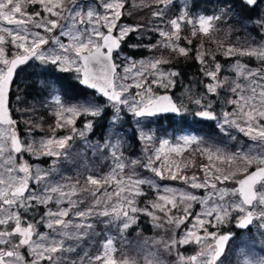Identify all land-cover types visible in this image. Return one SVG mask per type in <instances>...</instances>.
<instances>
[{
	"label": "snow or ice",
	"instance_id": "6c2138e0",
	"mask_svg": "<svg viewBox=\"0 0 264 264\" xmlns=\"http://www.w3.org/2000/svg\"><path fill=\"white\" fill-rule=\"evenodd\" d=\"M137 8L151 12L149 24L123 23ZM222 24L229 35L256 31L260 41L237 36L236 43L206 47ZM132 34L139 42L128 44ZM125 45L171 49L200 65V79L185 84L171 59L137 61ZM221 53L235 58L227 69ZM29 67L43 79L32 106L21 108L17 78ZM65 74L85 91L69 95ZM38 108L54 116L53 135L33 136L43 130ZM162 115L179 117L174 139L151 128ZM188 116L215 122L239 143L234 150L207 145L185 132ZM21 122L30 140L22 138ZM128 142L141 145L139 157L125 155ZM191 145L207 163L184 158ZM89 154L108 171L88 163ZM45 157L46 166L36 162ZM146 188L154 199L142 200ZM142 216L172 233L144 241V264L172 257V264H233L241 245L256 247L253 228L262 255L242 253L236 264H264V0H134L131 8L129 0H0V264H139L117 256V239L126 244ZM193 245L192 254L182 251Z\"/></svg>",
	"mask_w": 264,
	"mask_h": 264
},
{
	"label": "rangeland",
	"instance_id": "374dc122",
	"mask_svg": "<svg viewBox=\"0 0 264 264\" xmlns=\"http://www.w3.org/2000/svg\"><path fill=\"white\" fill-rule=\"evenodd\" d=\"M133 2H134V0H129V8H131ZM140 2H141V0H135V3H137V4ZM137 12L142 13L141 18H139L141 15H139V17L136 16ZM150 20H151V12L146 8H137L133 15L129 16L126 14L122 18V22L126 23V24L147 25V24H149ZM220 27H221L222 31H220L219 33L213 34L214 40H205V46L206 47H211V48L215 49L216 43L214 41H222L225 44L236 43L237 36H239V39L241 41H245L246 38H250V37H254L257 42L260 41V37L257 35L256 31H252L249 34V31L241 30L237 34V32L234 30L233 33L231 35H229L227 32V26L226 25L222 24ZM235 28H239V25H235L234 29ZM183 34H184V36L188 37L190 35V31L186 30ZM158 39H159V37H156L155 35H153L151 42L156 43V41ZM201 39H202V37L197 38L194 41V46L199 45L201 43ZM148 41H149V37L146 35L144 37L143 42L147 43ZM137 42H139L137 40V34H132L131 38L128 40L127 43L133 44V43H137ZM182 43L184 44L185 42L182 41ZM130 50H133V48H129V47H127V45L124 46V54L125 55H128L127 52ZM145 52L147 53V55L145 57H150V56H154V55L155 56L163 55V57H165V58H168L169 56H171V57L178 56L177 53H174L171 49H163V48H161L155 52H149L147 49H145ZM144 58H132V59L138 61V60H142ZM217 59L224 66V68L227 69L229 67V65L234 62L235 58L226 59L223 56V54L221 53V54H218ZM241 59L245 62H248L250 64V66L256 65V61L254 59L251 61H249L248 57H243ZM199 68H200V65H199ZM39 71H40V69H33V68L29 67V68H26L24 71L20 72V74L17 78V84L19 85V88H22L21 86L28 88V90H27L28 95L26 98H24V103L20 105L21 108L32 106L33 99L35 97V91H36V89H38L40 87V82L43 79V77H38V76L33 75L34 72H39ZM198 71H199V69H198ZM223 74L224 75H231L227 71H225ZM66 75L69 78V80L74 81L70 74H66ZM191 79L194 80L193 78H191ZM74 82H76V81H74ZM159 91L162 93L164 90L160 89ZM180 91H182L181 88L178 90L175 89L176 94H178ZM217 110L219 111V108ZM14 116H15V118L19 119L20 113L16 112V113H14ZM40 117L44 118L43 130L42 131L38 130V129L35 130L33 132V136H35L36 138H39V137L45 136V135H47V136L53 135V133L49 130V125H52L54 123V120H55L54 116H52L50 113L46 112L44 109L38 108V111L35 114V118L38 120ZM178 120L179 119H177L175 121H170V122L177 124ZM166 121H169V120L159 119V120H157V123H154L151 125V128L154 131H156L157 136H159V137H166V138L174 139L175 135L180 134L179 132H175L174 129L179 128L180 125L178 124L177 126H175V128H173L172 126L169 127L166 124ZM195 124H196V126L194 127L193 125H195ZM207 125H211V127H208ZM186 126H190L192 128H195V131L192 132L191 130L185 129V132H189L193 135H198V136L202 137L205 140L207 145H215V146H218L221 148L228 147L229 150H234L233 144L239 143V141H236V142L231 141L223 133H220L219 130L215 128V122L205 121V122H201V123H194L193 118L191 116H188ZM26 129H27V126L23 122H21L19 125V132H20L22 138L27 141V140H30L32 137L28 136ZM99 131L100 130L98 129L97 135L90 137V139H93V140L97 139V136L99 135ZM206 131H211V132L207 133ZM65 134H67L66 129L58 130L56 132V135H65ZM242 139L246 140V138H243V137H242ZM131 144H132L131 142H128L125 144V146H124L125 155H130L132 158L139 157L141 155V145L136 143L135 148L133 150H130L129 145H131ZM196 148H197L196 145H191V146L187 147L183 152L184 158L186 160L193 161L197 166L200 163H207L206 158L202 157L200 155V153L198 151H196ZM127 152H129V153L127 154ZM36 162L40 163L41 166H46L47 162H48V158L45 157L43 160L36 161ZM82 162L83 161H81V163ZM88 163L99 168V170L101 172L108 171L107 162L103 161L99 157L92 158L91 154H89ZM63 167L67 171L68 175L75 176L76 172H75L74 166L65 164V165H63ZM195 170L196 169H190L189 174H191V171H195ZM141 172L144 173V170H141ZM144 174L150 175V173H144ZM164 183H168L171 185H177L178 184V182H172V181H166ZM146 191L148 192V195L146 197L142 198V200L155 198V195H156L155 192H153L152 190L147 189V188H146ZM141 206H143V204H141ZM145 218L147 219L148 224L142 223L141 225L138 224L137 226H133L127 234V243L126 244L121 245L119 239H117V247L119 249V251L117 252L118 257H122L124 255L135 257L138 260L139 264H144V256L146 255L147 251L149 250V249L143 247L144 241L148 240L150 242L153 239L158 240L161 237H165V236L170 237L172 235V233L170 231L166 232L164 229L154 228L150 222V219L148 217H145ZM142 226L148 227L147 234H144L142 232V228H141ZM102 228H103V225L98 227L97 231H100ZM115 231H116L115 229L112 230L113 233H115ZM224 231H228V229L225 228ZM252 234L255 236L256 247L253 248L251 242H249V244L247 246L241 245L237 249L235 255L233 256V264H236V260L241 257L242 253H248V255H250L252 257H258V256L262 255V253H260V251H259V236L255 234V228H253ZM245 239L247 240V236H245ZM157 247H159V246H153L151 248V250L155 251ZM194 248H195L194 245L188 246L186 249H182V251H184L185 254H192ZM249 249H251V251H249ZM173 261H174V257L170 258L169 264H172Z\"/></svg>",
	"mask_w": 264,
	"mask_h": 264
},
{
	"label": "trees",
	"instance_id": "16d2710c",
	"mask_svg": "<svg viewBox=\"0 0 264 264\" xmlns=\"http://www.w3.org/2000/svg\"><path fill=\"white\" fill-rule=\"evenodd\" d=\"M211 6L209 5V8ZM139 15H141L139 17ZM137 17L141 18L142 17V13L141 12H137L136 14ZM182 43V42H181ZM183 45V43H182ZM128 56H131L132 58H144L147 53L145 52V49L143 48H138V49H133L127 52ZM168 59L172 60V67L178 68L182 73H183V81L185 84H187L190 80H192L191 78H193L194 80H198L200 78L199 75V65L194 61V60H186L183 57H171L169 56ZM66 78L63 80V84L65 86V89L68 91L69 95H75L79 92L85 91L84 89L80 88L76 82L69 80V78L67 77V75L65 74ZM180 89V86L178 85L176 90ZM166 124L169 125L170 122L166 121ZM181 127V125L179 126ZM184 128L187 130H193L194 128L190 127V126H186L184 125ZM195 130V129H194ZM194 132V131H192ZM207 133H210L211 131H206ZM136 144H131L130 145V150H133L135 148ZM129 152H127L128 154ZM143 220V221H142ZM142 223H146L148 224L147 219L142 216L140 218L139 221V225H141ZM142 228V232L144 234H147L148 232V227H141Z\"/></svg>",
	"mask_w": 264,
	"mask_h": 264
},
{
	"label": "flooded vegetation",
	"instance_id": "af4514ba",
	"mask_svg": "<svg viewBox=\"0 0 264 264\" xmlns=\"http://www.w3.org/2000/svg\"><path fill=\"white\" fill-rule=\"evenodd\" d=\"M22 88H19L20 89V92H19V94L22 96V97H24V98H26L27 97V95H25V93H27V90H28V88H26V87H24V86H21ZM159 119H165V120H169V122L170 121H175V120H177V119H179V117H168V116H161V117H159L158 118V120ZM178 125V123L177 124H174V123H171L170 122V124L168 125L169 127H173V128H175V126H177ZM194 127L196 126V124L195 125H193ZM195 129V128H194ZM29 159H31V158H29Z\"/></svg>",
	"mask_w": 264,
	"mask_h": 264
},
{
	"label": "water",
	"instance_id": "95a60500",
	"mask_svg": "<svg viewBox=\"0 0 264 264\" xmlns=\"http://www.w3.org/2000/svg\"><path fill=\"white\" fill-rule=\"evenodd\" d=\"M78 84V83H77ZM79 85V84H78ZM81 88H83V86L79 85ZM84 89V88H83Z\"/></svg>",
	"mask_w": 264,
	"mask_h": 264
}]
</instances>
